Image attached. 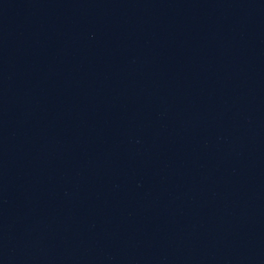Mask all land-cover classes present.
I'll list each match as a JSON object with an SVG mask.
<instances>
[{
	"label": "water",
	"instance_id": "95a60500",
	"mask_svg": "<svg viewBox=\"0 0 264 264\" xmlns=\"http://www.w3.org/2000/svg\"><path fill=\"white\" fill-rule=\"evenodd\" d=\"M0 264H264V0H0Z\"/></svg>",
	"mask_w": 264,
	"mask_h": 264
}]
</instances>
